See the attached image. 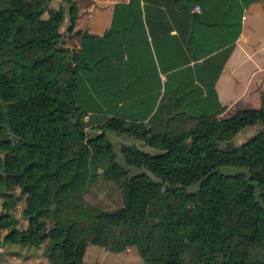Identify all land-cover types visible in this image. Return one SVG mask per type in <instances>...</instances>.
Instances as JSON below:
<instances>
[{
	"label": "trees",
	"instance_id": "16d2710c",
	"mask_svg": "<svg viewBox=\"0 0 264 264\" xmlns=\"http://www.w3.org/2000/svg\"><path fill=\"white\" fill-rule=\"evenodd\" d=\"M47 2L0 0V140L12 141L18 158L5 172L0 157V194L9 196V208L23 198L27 225L18 242H51L52 264H100L84 259L87 244L120 250L136 243L157 203L151 254L158 264H264V106L228 117L182 110L156 112L146 122L110 116L87 136L81 71L92 66L63 42V2L41 17ZM69 14L67 32L72 4ZM256 124L252 136L229 143ZM106 129L160 152L122 145L118 154ZM103 163L123 199L109 210L81 198ZM14 220L1 212L0 230ZM242 226L254 241L241 239Z\"/></svg>",
	"mask_w": 264,
	"mask_h": 264
},
{
	"label": "crops",
	"instance_id": "0c3cea01",
	"mask_svg": "<svg viewBox=\"0 0 264 264\" xmlns=\"http://www.w3.org/2000/svg\"><path fill=\"white\" fill-rule=\"evenodd\" d=\"M57 1L66 26L74 7L62 38L92 66L81 75L93 116L146 122L264 106V0Z\"/></svg>",
	"mask_w": 264,
	"mask_h": 264
},
{
	"label": "rangeland",
	"instance_id": "374dc122",
	"mask_svg": "<svg viewBox=\"0 0 264 264\" xmlns=\"http://www.w3.org/2000/svg\"><path fill=\"white\" fill-rule=\"evenodd\" d=\"M58 7L59 2L57 0H48L41 17H48L49 10H55L58 9ZM66 27L65 24L62 25L61 32H63ZM34 28L35 24L29 26L30 30ZM90 116L92 115L90 114L86 117V120L89 121V127H87L85 131L87 136H94L100 131L93 126L100 124V122L104 121L107 117L96 115L94 118L95 120L92 121ZM259 128V124L250 126L241 131L238 135H235L229 143L236 145L252 136ZM105 132L118 154L122 145L137 146L153 154L160 152L159 149L146 145L143 140L134 135L125 132H116L110 129H106ZM223 145H225V143H223ZM0 157L5 172L15 170L18 158L13 149L12 141L0 140ZM118 158L121 159V155H118ZM106 165L107 163H103L98 167L97 177L81 194L82 201L103 210L118 207L123 201L119 181L114 177H106L103 173ZM16 192H19L18 188H16ZM8 201L9 196H2L0 194V213L8 210L15 217L14 222L10 226L0 230V264H52L48 256L55 254L56 250L52 247L51 242L44 240L38 246L29 244L23 245L18 242L19 232L25 229L27 225L26 219L22 216L24 201L23 198H19L10 208L5 204V202ZM157 213L158 205L157 203H152L138 231L136 243L129 244L120 250H113L110 247L89 242L84 251V259L90 263L100 264H158L151 254V246L155 235L153 223ZM239 232L241 239L254 241V237L247 226L239 227Z\"/></svg>",
	"mask_w": 264,
	"mask_h": 264
},
{
	"label": "built area",
	"instance_id": "2783aa9c",
	"mask_svg": "<svg viewBox=\"0 0 264 264\" xmlns=\"http://www.w3.org/2000/svg\"><path fill=\"white\" fill-rule=\"evenodd\" d=\"M194 10H199L197 6L194 7Z\"/></svg>",
	"mask_w": 264,
	"mask_h": 264
}]
</instances>
